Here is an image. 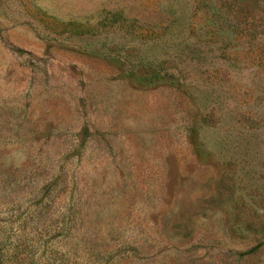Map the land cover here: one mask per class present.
Returning <instances> with one entry per match:
<instances>
[{"label":"rangeland","instance_id":"374dc122","mask_svg":"<svg viewBox=\"0 0 264 264\" xmlns=\"http://www.w3.org/2000/svg\"><path fill=\"white\" fill-rule=\"evenodd\" d=\"M0 261L264 264V0H0Z\"/></svg>","mask_w":264,"mask_h":264},{"label":"trees","instance_id":"16d2710c","mask_svg":"<svg viewBox=\"0 0 264 264\" xmlns=\"http://www.w3.org/2000/svg\"><path fill=\"white\" fill-rule=\"evenodd\" d=\"M225 23H227V22H225ZM227 25L229 26V22L227 23ZM0 264H1V261H0Z\"/></svg>","mask_w":264,"mask_h":264}]
</instances>
